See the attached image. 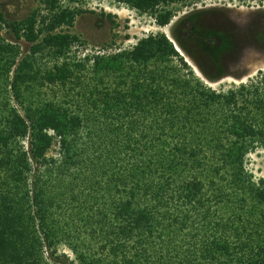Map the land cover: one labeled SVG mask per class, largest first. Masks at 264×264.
<instances>
[{"label": "trees", "instance_id": "16d2710c", "mask_svg": "<svg viewBox=\"0 0 264 264\" xmlns=\"http://www.w3.org/2000/svg\"><path fill=\"white\" fill-rule=\"evenodd\" d=\"M108 1L163 28L173 6L206 0ZM65 2L20 21L0 12V264H264V180L245 168L264 148V74L213 91L163 33L73 61L87 11ZM188 22L214 59L221 37Z\"/></svg>", "mask_w": 264, "mask_h": 264}, {"label": "rangeland", "instance_id": "374dc122", "mask_svg": "<svg viewBox=\"0 0 264 264\" xmlns=\"http://www.w3.org/2000/svg\"><path fill=\"white\" fill-rule=\"evenodd\" d=\"M62 6L87 11L77 16L71 29L84 43L72 48L69 58L73 61H82L96 55H113L131 49L139 39L148 35L163 33L173 42L174 36L181 39L193 58H188L181 50L180 55L185 58L194 75L213 91L225 93L240 85L254 83L260 74H264V2L206 0L187 7L175 5L172 7L175 16L163 28L157 26L152 15L139 14L125 5L108 0H74ZM0 12L7 21L12 22L24 20L33 12L46 14L47 11L43 0H0ZM102 13L114 16L115 23L110 22ZM190 19L191 25L198 31L213 32L225 40L214 59L198 48L197 40L189 36ZM2 36L7 42L20 46L23 53L28 52L30 45L24 40L16 41L12 34L5 31ZM92 64L90 61L83 72L87 74L88 80L95 77L90 73ZM204 75L218 79L209 82ZM48 94L52 99L53 95L50 92ZM57 151L58 146H54L49 156L58 157ZM245 168L255 181L264 180V148H258L247 155ZM57 255H64L68 262L75 259L64 245L58 247ZM62 261L66 262L64 259Z\"/></svg>", "mask_w": 264, "mask_h": 264}, {"label": "flooded vegetation", "instance_id": "af4514ba", "mask_svg": "<svg viewBox=\"0 0 264 264\" xmlns=\"http://www.w3.org/2000/svg\"><path fill=\"white\" fill-rule=\"evenodd\" d=\"M224 42H225V40H221L222 47H223Z\"/></svg>", "mask_w": 264, "mask_h": 264}]
</instances>
